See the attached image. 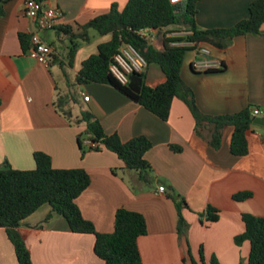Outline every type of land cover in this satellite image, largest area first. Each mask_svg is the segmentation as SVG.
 Returning <instances> with one entry per match:
<instances>
[{
  "label": "crops",
  "instance_id": "crops-1",
  "mask_svg": "<svg viewBox=\"0 0 264 264\" xmlns=\"http://www.w3.org/2000/svg\"><path fill=\"white\" fill-rule=\"evenodd\" d=\"M26 0L4 4L0 14V165L9 162L18 170L36 168L34 155L43 152L52 158L56 169H84L91 185L77 203L85 218L94 223L99 233L115 230L119 209L141 213L148 223V235L139 239L143 264H187L191 250L193 259L211 264H249L250 242L238 246L236 236L246 230L243 214L264 217V127L253 125L248 132L250 153L238 157L231 152L233 127L224 130L222 145H210V131H196V120L181 100L173 102L170 117L162 120L109 84L91 83L78 87L79 104L72 105L73 115L91 110L108 135L118 134L128 142L144 136L152 144L146 154L154 182L140 181L134 171L113 152H88L82 158L78 138L86 130L60 114L55 103L59 93L74 83L83 64L96 55L99 46L112 35L91 30V42L77 50L69 65V37L57 29L41 33L53 47L55 59L49 67L40 64L32 51L24 52L21 35L31 37L36 31L33 20L26 16ZM256 0H201L195 17L197 29H228L250 17V5ZM49 6L62 10L61 26H79L110 13L113 6L123 10L129 0H49ZM186 33L154 31L152 44L164 50V38L183 37ZM31 40H27V45ZM214 70H195L199 58L195 48L184 58L181 75L193 89L200 111L210 116L236 114L248 107L262 110L264 118V25L261 34L236 37L226 45H211ZM186 45V43H182ZM60 62L64 63L65 77ZM146 82L157 87L166 81L160 66L148 65L143 71ZM85 97L90 101L86 102ZM179 146L181 153L172 151ZM117 170L118 174H114ZM164 186L166 194H157ZM182 196L188 208L182 214L189 225L187 235L178 231L179 214L175 202L167 196ZM251 192L252 198L238 202L234 195ZM171 194V193H169ZM209 206L221 211L216 223L202 222L201 214ZM52 208L44 205L20 228L34 264H105L95 253L96 237L73 233L67 220L55 214L44 223ZM0 264H19L16 250L5 229L0 228Z\"/></svg>",
  "mask_w": 264,
  "mask_h": 264
},
{
  "label": "trees",
  "instance_id": "trees-1",
  "mask_svg": "<svg viewBox=\"0 0 264 264\" xmlns=\"http://www.w3.org/2000/svg\"><path fill=\"white\" fill-rule=\"evenodd\" d=\"M12 0H0V14L4 4ZM49 1V0H38ZM201 0H187L182 4H172L170 0H129L127 6L120 10L113 6L110 13L99 16L86 25L79 26L78 33H74L71 26H59L56 29L69 37V65L73 64L80 46L91 42L90 31H97L100 35H112L109 42L99 46L96 55L91 56L83 64L77 74L75 82L68 83V91L59 93L54 104L57 111L74 125H84L86 130L79 136L78 141L82 151V158L88 152L109 150L115 153L125 164V170L137 173L144 184L154 182L153 169L146 159V154L152 149V142L144 137H136L128 142L122 141L118 134L108 135L100 120L91 110H81L79 116H74L72 105L79 104L78 87L91 84H109L122 94L146 110L152 112L164 121L170 117L173 102L183 101L192 112L196 120V131L202 134L207 128L210 131L209 143L215 149L222 145L224 130L233 127L231 152L238 157L250 153L248 132L254 125L253 108L222 116H210L202 113L197 105L195 93L183 80L181 69L186 53L190 46L182 43H209L211 45H226L236 37L248 34H261L264 25V0H256L250 5V17L228 29L200 31L197 29L195 17ZM179 28L183 30H179ZM143 29L154 31L167 30L168 33L187 32L183 37L164 38V50L159 51L152 43L137 34ZM28 38L21 35L20 40L24 52L32 49V43L27 45ZM123 44L133 45L147 60L148 65L160 66L166 81L151 87L147 84L143 72H133L126 85L120 84L112 75L110 66L114 57ZM55 53L51 62L55 59ZM65 77L64 63H59ZM221 69L206 72H222ZM90 141L91 145H86ZM96 145V146H93ZM172 151L181 153L182 148L171 146ZM36 168L33 170H18L9 162L0 165V228L6 230L9 240L15 247L19 264H34L31 253L20 233V228L31 215L44 205L52 208L51 214L44 223H48L55 215L63 216L73 233L90 234L96 237L95 253L105 264H143L139 239L148 235V223L144 215L128 209H119L115 215V230L111 234L99 233L93 222L86 219L78 206V199L88 190L91 178L84 169H56L52 158L37 152L34 155ZM118 174L117 170H113ZM178 210L180 235H187L189 225L183 217L182 211L188 208L186 200L177 194H167ZM251 192H241L234 195L238 202L252 198ZM221 211L209 206L206 213L201 214L202 222L216 223L220 220ZM246 230L236 236L238 246L246 241L250 242L251 251L249 264H264V217L243 214ZM187 264H199L191 254L186 257ZM201 264L204 263L201 250ZM211 264H219L213 257Z\"/></svg>",
  "mask_w": 264,
  "mask_h": 264
},
{
  "label": "built area",
  "instance_id": "built-area-1",
  "mask_svg": "<svg viewBox=\"0 0 264 264\" xmlns=\"http://www.w3.org/2000/svg\"><path fill=\"white\" fill-rule=\"evenodd\" d=\"M172 4H182L187 0H170ZM26 16L33 20L36 31L31 35L32 55L42 65L49 67L54 49L41 36V33L50 32L61 26L64 14L58 7L49 6L47 2L38 0L25 1ZM146 41L152 43L155 39L154 30L143 29L137 32ZM188 46L195 48L199 58L194 62V69L201 71L214 70L215 65L207 59L211 55L210 47L203 43L190 42ZM148 66L145 57L131 44H123L119 52L114 57L110 66V71L114 78L122 85H126L129 76L133 72H143ZM216 70V69H215ZM86 102L90 101L89 97L84 98ZM253 117H261L262 110L254 109ZM86 145H91L86 141ZM96 146V145H93ZM166 188L160 186L157 194H166Z\"/></svg>",
  "mask_w": 264,
  "mask_h": 264
},
{
  "label": "water",
  "instance_id": "water-1",
  "mask_svg": "<svg viewBox=\"0 0 264 264\" xmlns=\"http://www.w3.org/2000/svg\"><path fill=\"white\" fill-rule=\"evenodd\" d=\"M254 124L264 127V118H260V117L254 118ZM168 192L171 193V194L173 193L172 190H168Z\"/></svg>",
  "mask_w": 264,
  "mask_h": 264
},
{
  "label": "rangeland",
  "instance_id": "rangeland-1",
  "mask_svg": "<svg viewBox=\"0 0 264 264\" xmlns=\"http://www.w3.org/2000/svg\"><path fill=\"white\" fill-rule=\"evenodd\" d=\"M179 30H183V29H182V28H181V29L179 28ZM180 32H182V33H186V34H185V36H187V35H188V33H187V32H183V31H180ZM69 44H70V42H69ZM67 91H68V90H65V91H64V93H66Z\"/></svg>",
  "mask_w": 264,
  "mask_h": 264
}]
</instances>
